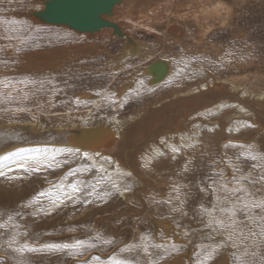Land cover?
Instances as JSON below:
<instances>
[{
    "label": "rangeland",
    "instance_id": "374dc122",
    "mask_svg": "<svg viewBox=\"0 0 264 264\" xmlns=\"http://www.w3.org/2000/svg\"><path fill=\"white\" fill-rule=\"evenodd\" d=\"M44 1L0 0V129L13 126L14 131L39 132L45 139L56 137L57 141L59 137L65 138V126L70 119L77 121L84 115L92 124H102L107 116L122 119L146 110L155 111L153 106L158 100L171 97L175 86L164 83L140 93L129 92L118 106L99 98L97 92L115 89L117 92L119 86L127 83L124 74L117 71L120 69L115 67L114 71V66L108 64L111 58H118L124 52L125 38L114 35L113 31V35L104 30L81 33L67 26L37 21L31 12L38 5L44 7ZM124 2L117 3L118 11L112 10L111 20L138 41L158 42V54L177 56L190 44L186 34L191 32V50L204 47L201 51L208 54H199L200 59L204 62L211 59L208 64L217 69L220 78L228 76L245 88L255 81L253 87L264 91V0H200L210 13L201 15L199 23L187 17L185 22L170 16L148 24L145 19L133 16L134 0ZM183 23L191 31L181 34L184 37L181 42L180 37L175 39L176 35L169 34L168 27ZM44 55L59 56V62L38 64ZM158 57L144 60L135 57L128 64L131 70L128 69L138 74L139 69L142 71ZM84 93L90 96L83 97ZM32 120L40 121L41 127L32 128ZM156 134L150 140H156ZM254 141L256 144L252 140L248 144L237 142L238 147L233 149L228 141L230 150L224 151L222 145L219 151L212 150L214 154H208L205 149V153L204 150L192 152L189 158L170 156L160 165L158 180L151 177L153 184L143 177L137 183L123 179L120 184L130 185L139 195L131 196L129 203L117 194L104 172L85 160L80 149L71 152L68 144L42 142L40 145L47 147L46 150L23 153L25 157H38V161L29 160L27 165L38 167V171L17 168L16 157L4 156L6 159L0 158V170L5 172L0 176V264H170L173 258L178 260V255H185L183 264H219L224 259L228 264H264V237L249 235L260 233L259 221L237 211L238 227L232 241H227V231L215 223L216 220L229 223L228 213L220 209L230 208L236 199L221 186L227 185L229 189L235 186L234 176H248L255 181L264 174V159L260 160L264 157V139ZM36 144L23 142L15 147ZM252 155L258 158L253 160ZM133 161L134 158L132 166ZM241 183L256 193L258 199H264V184ZM72 184L79 190L74 192ZM165 202L169 204L166 206ZM159 214L166 227L169 226L168 231L177 229L174 231L177 243L167 244L166 248L160 240L165 232L156 223ZM261 214L258 209L251 213ZM166 215L172 218L166 219ZM140 234L147 236L152 263L140 247ZM78 240L83 243L75 248L44 247L75 245ZM25 244L37 251H16ZM209 252L212 256L206 259Z\"/></svg>",
    "mask_w": 264,
    "mask_h": 264
},
{
    "label": "bare ground",
    "instance_id": "6f19581e",
    "mask_svg": "<svg viewBox=\"0 0 264 264\" xmlns=\"http://www.w3.org/2000/svg\"><path fill=\"white\" fill-rule=\"evenodd\" d=\"M120 1L124 2L125 0ZM38 6L35 10L42 9V7ZM116 6L119 5L116 3L113 6L112 10L114 12L118 11ZM202 6L203 5L200 0H134V5L131 9L134 10H132L133 16H138L140 19L142 18V20L145 19L147 24L154 20L158 22L163 18L168 19L170 16H176L183 19L185 22L188 21V19H185L187 17L192 19V22L199 23L198 19L201 15H208L210 13L207 7L205 8V6ZM106 16L111 17L109 19ZM215 16L217 17V15ZM104 18L116 24L122 33L119 35L114 30L113 26H105L100 28V30L93 32L77 31L69 27L81 33H99L104 30V32H107L110 35L116 34L126 40L125 49L123 48L124 52H121L122 55L118 58H111L110 61H108V64L114 66L112 67L114 71L116 70L115 67L119 68L120 70L117 71L124 74L123 77L127 83L125 82L119 86L117 92L115 91L116 89L113 90L115 93L110 90L99 91L97 92L98 97L103 100L112 101L114 102V106H118L122 103L121 101L126 99L129 92L136 90L137 92L135 91V94L140 93L142 90H151L153 86L163 85L164 83H166V85L171 84L172 86H175L171 97H165L158 100V102L153 106V108H156L155 111L146 110L143 111L144 113L138 112L130 114L122 119H119L116 115L107 116L106 120L102 124H92V121L88 118V116H77V121H74V119L67 121L65 126L66 131L64 133L66 134L65 138L59 137L57 141L56 137L52 139L46 137L45 139V137L41 136L39 132L33 134L29 131H26L27 133L14 131L13 126H8L6 127V130L0 129V155L4 154V151L7 150V154L0 156V158H3L4 156H14L16 157V162H21V152L27 154L26 152L30 150L28 153L35 152L36 154L37 151L46 150L47 147H42L40 145L42 142L50 143L55 141L68 144V146L72 149L71 152L79 151L80 149L85 160L90 161L98 171L104 172L106 178L109 179L111 184L115 185L117 194L121 196L122 200H126L129 203L131 196L134 197L139 195L137 192L132 190L130 185H121L120 181L128 179L133 183H137V179L139 177H143L144 179H147L146 181L153 184L154 180L152 181L151 177L158 180V177H160L158 172L162 170L160 165H163L170 156L176 157V159H178V157L184 159L187 157L186 155H188L189 158L192 155L191 153L195 151L204 150L205 153V149L209 152H207L208 154H214L212 150L217 151L222 145L225 146L223 148L224 151L228 150V141L230 143L229 145L233 149V147L237 146V142H241L242 144L252 140V142L255 143L256 141L254 140L259 141L262 138L264 139V91L260 89L257 90L253 87V85L255 86V79L252 84V81L250 82L251 85H247V88H245L241 84L229 80L227 78L228 76L220 78L216 74L217 69L212 64H208L211 59L205 62L200 59L199 54H208L205 53V51H201L204 47H202L203 49L199 51H193L194 49L191 50V43H193V36L191 32L190 34H186L188 39H191V42L188 46L185 45V50L180 51L177 56H163L162 54H158V42L150 44L136 40L130 33L125 32L122 26L116 23L114 19L111 20V18H113L112 12L109 15H105ZM184 24L185 23L168 27L169 34L176 35V37H174L175 39L180 37L181 42L182 39H184L181 34L185 33V31L188 32L189 30L188 24L186 27H184ZM152 29L153 28H149L150 31ZM186 41L183 40V42ZM153 56H160L158 59L164 61L163 65H157L153 68L152 66L150 67L151 62L145 66L142 71L139 69V71H137L138 74L129 71L130 68L128 67V64L131 59L138 57L144 60V58L151 59ZM58 57L59 56L56 55L41 56L38 64L50 63V61H53L54 65H56L57 62H59ZM44 58H46L47 61H44ZM158 59H154L153 62ZM64 60L65 58L63 59L62 57V61ZM159 63L161 62H158L157 64ZM153 73H156L157 76H161L160 79L153 81ZM131 74L133 75V78L129 77ZM132 83H134V86H131ZM174 83H178L177 86ZM217 88L218 90H216ZM85 95L86 97H89L90 93H84L83 97ZM169 118L171 121L169 124H166L165 121L170 120ZM31 125L34 129L35 127L36 129L41 127L40 121L36 120H32ZM98 125L110 128L113 131L112 135L101 139L100 142L94 146L91 144H93L96 139L92 141L93 143L90 141V145L84 144L83 146L77 144L75 140H72L73 137L71 136L75 130ZM162 127H164V129H171L164 130ZM155 132L157 133L156 135L158 138L156 140H150V136L152 137V134ZM59 133L61 132L59 131ZM25 134H28V136H25ZM31 138H35L36 141H31ZM147 139H149V141ZM23 142L26 144L36 142L37 144L34 146L25 145L20 148L15 147ZM158 142L161 143V146H159ZM173 148H176L179 151L173 152ZM199 154L200 153H198V155ZM225 156L228 160V155ZM133 158L135 161H133L134 166H132L133 164L131 163ZM215 160L218 161V159ZM172 162L174 161L172 160ZM211 166L213 167V164ZM142 174H147V176ZM258 179L259 178L256 180ZM133 192L135 195H133ZM168 196L169 195H167V198ZM165 204L167 206L169 203L165 202ZM157 216L156 217L158 219L156 223L161 231L163 230L165 232V236L163 237L162 235V239L160 238L162 241L161 245L164 248H166L167 244L174 245L173 242L177 243L176 241L178 240L176 239L177 235L174 234V231L177 230L176 227L168 231L169 228L167 229V227L169 226L166 227L161 214ZM168 217L170 216H165L166 219H168ZM155 219L156 218H154V220ZM170 221L168 222L170 223ZM174 221L175 220L173 219V222ZM139 236L140 247L147 261L152 263V258L149 253V245L146 239L147 236L142 237L141 234ZM182 258L185 259V255L182 257L178 255V260L173 258V262L170 264H181L184 262ZM226 260L227 259H224L222 262H219V264H228V261Z\"/></svg>",
    "mask_w": 264,
    "mask_h": 264
},
{
    "label": "water",
    "instance_id": "95a60500",
    "mask_svg": "<svg viewBox=\"0 0 264 264\" xmlns=\"http://www.w3.org/2000/svg\"><path fill=\"white\" fill-rule=\"evenodd\" d=\"M120 0H46L44 7L40 10L32 11L31 14L37 21L47 24H61L71 27L77 31L93 32L100 30L105 26H113L114 30L120 35L122 32L119 27L105 19V15L112 12L113 6ZM158 62H161L157 64ZM163 60L152 62L150 67L163 65ZM165 71V70H164ZM153 81L160 79L153 73ZM113 131L103 125L80 128L75 130L71 137L77 144L81 146L90 145L94 139L92 146L98 144L101 139L110 137Z\"/></svg>",
    "mask_w": 264,
    "mask_h": 264
},
{
    "label": "snow or ice",
    "instance_id": "6c2138e0",
    "mask_svg": "<svg viewBox=\"0 0 264 264\" xmlns=\"http://www.w3.org/2000/svg\"><path fill=\"white\" fill-rule=\"evenodd\" d=\"M173 152L179 151L176 148L172 149ZM87 155V154H85ZM253 160H256L258 157L255 155H252L251 157ZM260 159H264V157H260ZM38 161V157L36 156H31V157H25L23 156V153L21 152V161L22 162H17V168L24 169L25 171L31 172V171H38L39 168H33L29 167L28 161ZM9 171H11V168H9ZM238 171V170H237ZM5 172L0 170V176H4ZM234 181H235V186L232 188H228L227 185H222V189L224 191H230L233 196L236 197L235 200L231 202L232 206L230 208H221V212H227L228 213V221L229 223H225L224 220H216L215 223L218 225L219 228L224 229L227 231V241H232L234 239V233L237 229V221L235 219L237 211H244L248 213V218L253 220V221H259V227H260V233L257 234L255 232H250L249 235H259L261 237H264V199H258L257 194L248 191L247 188L244 187V185L241 183V181H249V183L252 186H255L256 184H264V175H261L258 180L252 181L248 176H241L239 178H236L234 176ZM72 190L78 191L79 189L76 187L75 184L70 185ZM115 187V185H113ZM259 191V190H257ZM41 195H44V193H41ZM62 202V201H61ZM253 209H258L262 213L259 216H253L251 215ZM212 221H210L211 223ZM245 239L247 237H244ZM106 243H109L110 241H105ZM83 241H77L75 245H68V244H63V245H56V244H49L45 245L44 247L49 249V250H61V249H68V248H75L81 245ZM235 246V245H233ZM156 247H161L160 245H157ZM28 251H37L35 248H30L28 247L27 244H25L22 247H19L16 249L17 252H24L25 250ZM213 252H215V249H213ZM212 256V252H209L208 255L206 256V259H210ZM117 264H120V262H117Z\"/></svg>",
    "mask_w": 264,
    "mask_h": 264
}]
</instances>
